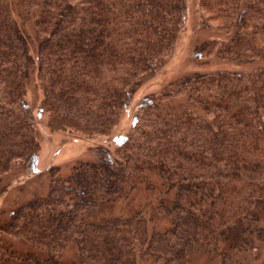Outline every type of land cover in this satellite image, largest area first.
<instances>
[{"label": "trees", "instance_id": "16d2710c", "mask_svg": "<svg viewBox=\"0 0 264 264\" xmlns=\"http://www.w3.org/2000/svg\"><path fill=\"white\" fill-rule=\"evenodd\" d=\"M225 30L197 57L238 70L193 72L143 94L113 149L96 145L48 193L17 203L0 225V264H190L218 253L241 264L264 236V0H199ZM184 0H0V178L38 156L26 80L35 73L51 130L105 135L142 83L167 61L185 23ZM172 194L128 216H91L142 185ZM28 242L19 253L4 241Z\"/></svg>", "mask_w": 264, "mask_h": 264}, {"label": "rangeland", "instance_id": "374dc122", "mask_svg": "<svg viewBox=\"0 0 264 264\" xmlns=\"http://www.w3.org/2000/svg\"><path fill=\"white\" fill-rule=\"evenodd\" d=\"M184 3L185 23L166 63L142 83L117 124L105 135H79L51 130L47 126V114L40 110L42 96L35 73H29L25 85L26 100L34 121L38 156L31 168L15 166L0 178V225L7 220L10 210L17 203L46 195L52 178L65 177L73 165L82 161L98 162L96 145L102 144L113 149L119 136L129 131L136 103L143 94L169 90L179 79L193 72L238 70L245 67V64L219 58L214 54L196 56L195 47L198 44L205 40H213L219 44L226 40L227 32L206 22L199 0H184ZM154 185L158 190L153 194L142 185L127 190L117 201L103 204L91 218L102 220L111 216H128L136 209L152 205L158 196L168 199L172 194L162 183ZM4 241L19 253L35 252L28 242L21 239L6 235ZM75 254V244L71 243L59 257L57 264L71 263ZM240 260L241 264H264V236L255 251L242 252ZM42 264L49 263L46 261ZM190 264H220V261L218 253H205L195 256Z\"/></svg>", "mask_w": 264, "mask_h": 264}]
</instances>
